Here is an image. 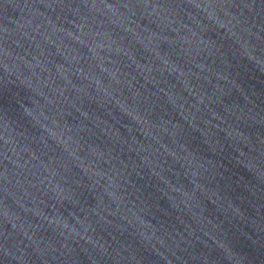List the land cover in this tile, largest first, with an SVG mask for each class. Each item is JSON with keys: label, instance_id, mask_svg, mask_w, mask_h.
<instances>
[{"label": "water", "instance_id": "1", "mask_svg": "<svg viewBox=\"0 0 264 264\" xmlns=\"http://www.w3.org/2000/svg\"><path fill=\"white\" fill-rule=\"evenodd\" d=\"M0 264H264V0H0Z\"/></svg>", "mask_w": 264, "mask_h": 264}]
</instances>
